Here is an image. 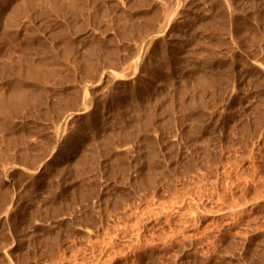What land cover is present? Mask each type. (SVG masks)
<instances>
[{
  "label": "rangeland",
  "instance_id": "374dc122",
  "mask_svg": "<svg viewBox=\"0 0 264 264\" xmlns=\"http://www.w3.org/2000/svg\"><path fill=\"white\" fill-rule=\"evenodd\" d=\"M35 1L9 33L35 30L48 52L29 34L28 59L46 71L53 54L63 69L37 81L0 70L4 95L13 77L40 82L41 95L31 89L3 126L28 147L41 143L28 130L52 126L67 82L86 80L91 103L64 126L60 162L28 176L17 167L0 184L14 202L0 196V264H264V0ZM58 23L69 45L52 34ZM0 37V69L25 68L20 46ZM89 56L94 67L78 63ZM103 63L112 75L100 80Z\"/></svg>",
  "mask_w": 264,
  "mask_h": 264
},
{
  "label": "bare ground",
  "instance_id": "6f19581e",
  "mask_svg": "<svg viewBox=\"0 0 264 264\" xmlns=\"http://www.w3.org/2000/svg\"><path fill=\"white\" fill-rule=\"evenodd\" d=\"M5 3H0V22H1V16L2 17H4L3 16V14H1L2 12H4V10H5V8L9 5V9L7 10V11H9V13H7L6 15V20H4L5 22V25H2V24H0L1 25V27L3 26V28H1L0 29V35H2L3 37H5V38H7L8 40H9V42H10V44H12L13 46L14 45H18V46H20V50H19V56L20 57H18V60H22V62L24 61L25 63H26V67L25 68H23V67H21V65L22 64H20V66H17V68H12V67H10L9 68V66H7V65H4V66H2V68L0 69V70H2V69H6L7 70V72H8V74L9 73H11L14 77H18V76H22L23 78L26 76L27 78H29V81H32V80H35V81H37V79L35 78L38 74H41V75H43V76H48V75H54V74H59L60 75V73H61V71L60 70H62L63 69V63H61V62H58L54 57H52V55L53 54H51V57H48L49 58V61H48V63H44L45 64V66H47V69H46V71H40V68L42 67H38L37 65H35L31 60H29L28 59V56H30L31 55V51L32 50H34V46H31L32 45V40H31V38H29L30 37V35L29 34H31L32 36H34L35 38V40H37L38 42H39V44H40V47H41V49H42V47L43 46H45V44L43 43V39L41 40L39 37H37V36H35V34H34V31L33 30H31V32L29 31H24V33H27V35H25L22 39H21V41H23V44L21 45V41H20V36H18V35H16V34H14V35H11L10 33H9V27L8 26H10V25H13V24H15L16 25V22L18 21L17 19H18V14L19 15H21L20 13H22L23 12V10L24 9H28V6H29V8L34 4L33 2L35 1V0H17L16 1V3H15V1H13V0H3ZM46 2L45 0H42L41 2ZM48 1V0H47ZM50 1H52V0H50ZM49 1V2H50ZM150 1V0H149ZM152 1V0H151ZM150 1V2H151ZM155 1V0H154ZM158 1V0H157ZM160 1V4L161 3H163V5L165 4L164 2H166V1H164V2H161V0H159ZM12 2H14L13 3V6H10L11 4H12ZM38 2V1H37ZM44 2H43V4L42 5H46V3L44 4ZM29 3H32V5L31 4H29ZM35 3H36V1H35ZM48 3V2H47ZM61 3V2H60ZM60 3H59V5H60ZM63 3V2H62ZM142 3H145V2H142ZM15 4V5H14ZM56 4V3H55ZM66 4H69V2L68 3H65V6H66ZM73 4H75V3H72V5H70L69 4V6L70 7H72L71 9L72 10H74L75 8L74 7H76L75 5H73ZM7 5V6H6ZM31 5V6H30ZM48 5V4H47ZM64 6V4H61V9L62 10H64V8H62L63 6ZM158 5V4H157ZM162 5V4H161ZM56 6V5H55ZM64 6V7H65ZM41 7V6H40ZM48 7V6H47ZM59 7V8H60ZM67 7V6H66ZM70 7H67V8H70ZM161 7H163V6H161ZM43 8H45V6L43 7ZM67 8H65V9H67ZM74 8V9H73ZM78 8H80V7H78ZM82 8V7H81ZM154 8V7H153ZM152 8V9H153ZM156 8V7H155ZM26 9V10H27ZM52 9V8H51ZM50 9V10H51ZM160 10L162 9V8H159ZM49 10V11H50ZM160 10H156V12H155V17H159V15L161 16V14H162V12H161V14H159V11ZM22 11V12H21ZM47 12V10L45 9H43L42 11H40V13H38V15H39V17L41 16H43V14H45ZM151 12V11H150ZM164 12V11H163ZM152 13V12H151ZM150 13V14H151ZM154 13V12H153ZM169 13V12H168ZM5 14V13H4ZM58 14V13H57ZM167 13H165V15H164V22H163V26H165V25H167L168 23H169V21H170V19H171V17H167V16H170L171 15V13H169L170 15H166ZM152 15H154V14H152ZM27 16V17H26ZM139 16V15H138ZM166 16V17H165ZM17 17V18H16ZM24 17H26L25 19L26 20H28V21H30L31 22V20L33 19L32 18V16H30V17H28V14L27 15H25ZM24 17H22L23 19H24ZM149 17V16H148ZM157 17V18H158ZM5 19V18H4ZM31 19V20H30ZM17 20V21H16ZM22 20V19H21ZM25 20V21H26ZM52 20V19H51ZM150 20V19H149ZM33 21V20H32ZM66 21V20H65ZM151 22V21H150ZM153 22V21H152ZM32 23V22H31ZM27 24H30L29 22L27 23ZM46 24H49V22L48 21H46ZM58 24H60V23H58ZM20 25V24H19ZM50 25V24H49ZM54 25V24H53ZM145 25V24H144ZM28 26V25H27ZM139 26V25H138ZM55 27V26H54ZM24 28V27H23ZM29 28H30V26H29ZM58 29L55 31V30H51L52 31V34L53 35H60V36H62V43L64 44L65 42H67L68 43V45L71 43V39H70V36H68V33H67V31H66V28H65V26H64V24L63 23H61L60 25H59V27H57ZM3 29V30H2ZM33 29V28H32ZM36 29V28H35ZM161 29H158V30H156L157 32L158 31H160ZM38 32V31H37ZM36 32V33H37ZM132 32V31H131ZM152 32V31H151ZM147 33V34H145L142 38V40H144V38H146L148 35H151V38H154L155 36H157V34L156 33H154V32H152V33ZM18 34V33H17ZM38 34V33H37ZM36 34V35H37ZM43 34V33H42ZM52 34H51V36H52ZM143 34V33H142ZM41 36V35H40ZM1 38V37H0ZM33 38V37H32ZM54 38V37H53ZM58 38H59V36H58ZM149 38V37H148ZM57 39V38H56ZM2 40V39H1ZM46 40V39H45ZM59 40V39H58ZM34 41V40H33ZM37 43V42H36ZM36 46V45H35ZM16 47V46H15ZM17 48V47H16ZM36 48H39V45H38V47H36ZM65 49V48H64ZM41 51V50H40ZM51 51V50H50ZM50 51H49V53H50ZM48 52V49H46V46L44 47V49L41 51V53L40 54H43V53H47ZM14 53V52H13ZM9 54V53H8ZM87 55V54H86ZM24 56V57H23ZM44 58V57H43ZM11 59V58H10ZM46 61V60H45ZM21 62V63H22ZM47 62V61H46ZM19 63V62H18ZM41 63L43 64V62L41 61ZM78 63L80 64V65H82V64H84L86 67H88V68H92V67H94V61H93V59L92 58H90V56L89 57H83L82 59H80L79 58V60H78ZM98 63V62H97ZM99 64V63H98ZM40 65V64H39ZM101 65V64H100ZM84 66V67H85ZM107 66H109V64L107 65H105V63H103L102 65H101V72L97 69V71H99L100 73V75H99V79L100 80H102V78L103 77H105V76H110V74L112 75V72H110L108 69H107ZM81 68H83V67H81ZM97 68V67H96ZM95 69V68H94ZM99 69H100V67H99ZM65 70V69H64ZM92 70V69H91ZM85 71V70H84ZM87 71V70H86ZM92 72V71H91ZM1 73V72H0ZM92 74H93V72H92ZM156 74H157V72L155 71L154 72V75H152V78H153V81H154V79H155V76H156ZM2 76V75H1ZM13 77V79L14 80H10L11 82H10V89H9V94L8 95H4L1 91H0V130H1V128L5 131H3V135H1L2 136V138H3V142H5L6 143V147H5V150L7 151V152H4V150L2 151V152H0V184H4V182L6 181V180H8V178H10V176H12L11 174H12V172L14 171V169H16L17 167L19 168V167H23V168H27L28 166H31L32 167V169H30V167H29V169H30V171L28 172V173H26L27 174V176H28V174H30V175H32V173H33V170H34V166H35V168H39L40 166H42V167H44V168H46V167H48L52 162H53V160H55V161H57V162H60V160H61V158H62V155H65V153H66V151L65 150H63L61 147L59 148L58 146H57V144H59V141H60V136L62 135V130H63V128H64V126L67 124V122L70 120V119H73L74 117H75V115L77 114V113H86L87 111H89L88 110V107L90 106V100L91 99H88V84L87 83H85V81L86 80H79L81 83L83 82V85L81 86L80 85V83L79 84H77L76 82H67V85H65L66 87H65V97L64 98H61V100H59V102H58V104H57V107H58V115L56 116V118H54V119H52L51 120V124H52V126L50 127L49 125L47 126V127H43L42 128V130H40V128L39 129H37L36 127L35 128H31L30 130H28V132L30 133V134H32V135H36V139H35V141L36 140H40V142L41 143H39V141H38V143L40 144H37L36 142V144H28L29 146L28 147H26V146H22L23 144H22V142H23V140H24V137L22 136V135H20L17 131H14L12 128H7V127H4L3 126V123H2V119L3 118H7L11 113H12V111H22V109H23V104L25 103L26 105H28L29 103H26V101H27V99H28V93L31 91V89H33V91L35 92L34 94L37 96H41V95H39V94H37L36 92L39 90V87H40V82L39 83H37V88H33V87H31V85L30 86H28V85H26V86H23L22 84H20L19 83V81H15V80H17L18 78H14ZM68 77V76H67ZM121 77H122V83L123 84H127V83H129V82H127L128 80H129V77L128 76H126V75H121ZM26 78V79H27ZM25 79V80H26ZM205 78H202V77H200V81H198V82H200L199 84H201V83H204V85H205V83H206V79L204 80ZM42 81H43V79H41ZM68 80L70 81V79L68 78ZM198 80H199V77H198ZM38 81H40V80H38ZM72 81V80H71ZM87 81H90L89 79L87 80ZM91 83H92V80L90 81ZM196 82V81H195ZM7 83V82H6ZM36 83V82H35ZM42 83V82H41ZM69 83V84H68ZM90 83V84H91ZM34 84V83H33ZM44 84V83H43ZM137 84V83H136ZM198 84V83H197ZM135 85V84H134ZM204 85H202V86H204ZM6 86V85H5ZM4 86V87H5ZM206 86V85H205ZM44 87V86H43ZM64 87V86H63ZM138 88V87H137ZM42 89V88H41ZM5 90V89H4ZM133 90V89H132ZM33 91H31V92H33ZM41 91V90H40ZM128 92V91H127ZM131 92V91H130ZM133 93V91L131 92V94ZM34 94H32V95H34ZM127 95H129V96H131V94L130 93H126ZM60 95V94H59ZM62 95H64V93L62 94ZM31 97V96H30ZM128 97V96H127ZM32 98H34V97H32ZM40 98V97H39ZM36 99V98H35ZM42 99V98H41ZM36 100H38V99H36ZM33 101V100H32ZM62 101H64V104H65V106H66V108L65 109H63L62 107H61V103H62ZM34 102H35V100H34ZM39 102H41V101H39ZM31 103H33V102H31ZM25 104H24V107H25ZM63 104V105H64ZM95 108V107H94ZM97 109V108H96ZM96 109H94V110H92L91 112H89V116L91 115L92 116V118H95L96 117V115H97V110ZM18 111V113L20 114L21 112H19ZM55 112H56V110H55ZM56 112V113H57ZM41 113V112H40ZM43 113H44V111H43ZM42 114V113H41ZM12 115V114H11ZM17 115V114H16ZM47 115V114H46ZM45 115V116H46ZM12 117H14L13 115H12ZM97 117H98V115H97ZM47 118V117H46ZM51 117H49V119H50ZM52 118H53V116H52ZM89 118V117H88ZM8 119H9V117H8ZM8 119H6V120H8ZM88 120V119H87ZM89 120H90V118H89ZM43 121V120H42ZM46 121V120H45ZM7 125V124H6ZM5 125V126H6ZM30 125V124H29ZM84 126V125H83ZM31 127V126H30ZM82 127V126H81ZM81 127H78L77 128V130L76 131H83L82 129H84V128H81ZM24 133V132H23ZM27 133V132H26ZM25 134V133H24ZM83 134V133H82ZM78 135V134H77ZM60 137V138H59ZM75 137H77V136H73L72 137V140L71 141H73L74 142V140H75ZM29 138V137H28ZM27 139V138H26ZM26 139H25V141H26ZM30 139V141H31V137L29 138ZM24 141V143L26 144V142L28 141H26L25 142ZM11 142H13L14 143V145H15V147L14 148H16V149H18V150H16V149H14L16 152L18 151V152H20V154L19 155H17V156H19V158H17V157H11V156H9V155H7V154H5V153H9L8 152V150H9V148H10V143ZM29 142V141H28ZM27 142V143H28ZM54 142V143H53ZM8 143V144H7ZM151 143V142H150ZM24 144V145H25ZM52 144H54L53 145V148L54 147H58L59 149H58V151H57V156H55V159H54V156H51V154H52ZM10 145V146H9ZM56 147V148H57ZM30 148V149H29ZM50 148H52V149H50ZM13 150V149H12ZM15 152V153H16ZM55 154V153H54ZM151 154V153H150ZM15 156V155H14ZM151 156V155H150ZM152 156H153V154H152ZM78 159V158H77ZM153 161V160H152ZM56 163V162H55ZM72 163V162H71ZM70 163V164H71ZM74 163V162H73ZM78 163V162H77ZM76 163V164H77ZM53 164V163H52ZM65 164V163H64ZM23 165V166H22ZM63 165V164H62ZM156 165V164H155ZM157 166H158V163H157ZM150 169V168H149ZM25 170V169H24ZM149 171V170H148ZM147 171V172H148ZM16 172V171H15ZM163 172V171H162ZM24 173V172H23ZM21 174V173H20ZM29 175V176H30ZM21 176V175H20ZM34 176V175H33ZM153 176H155V175H153ZM32 177V176H31ZM150 178V177H149ZM151 179V178H150ZM13 180V179H12ZM7 183V182H6ZM1 186V185H0ZM4 189V188H3ZM6 189V188H5ZM8 191V190H7ZM6 190L5 191H3L2 192V190H1V192L2 193H0V196L3 198V199H7V198H9L10 196H8V192H7ZM11 193V192H10ZM10 200H9V202H8V204L9 205H11L12 203H14L13 202V197H10L9 198ZM129 204V203H128ZM127 204V205H128ZM14 206V205H13ZM123 206V205H122ZM11 208V207H10ZM130 208V207H129Z\"/></svg>",
  "mask_w": 264,
  "mask_h": 264
}]
</instances>
